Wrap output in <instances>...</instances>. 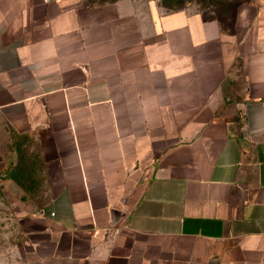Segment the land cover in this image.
Returning a JSON list of instances; mask_svg holds the SVG:
<instances>
[{
  "label": "crops",
  "instance_id": "crops-1",
  "mask_svg": "<svg viewBox=\"0 0 264 264\" xmlns=\"http://www.w3.org/2000/svg\"><path fill=\"white\" fill-rule=\"evenodd\" d=\"M159 2L0 0V124L35 136L49 197L21 220L35 260L264 264V0Z\"/></svg>",
  "mask_w": 264,
  "mask_h": 264
},
{
  "label": "rangeland",
  "instance_id": "rangeland-1",
  "mask_svg": "<svg viewBox=\"0 0 264 264\" xmlns=\"http://www.w3.org/2000/svg\"><path fill=\"white\" fill-rule=\"evenodd\" d=\"M224 0H160L166 9L192 6L204 17L219 13ZM38 142L35 136H21L10 126L0 124V264H68L41 262L30 255L31 244L21 227L23 217L46 205L48 196L40 174ZM17 177L23 193L16 195L8 182Z\"/></svg>",
  "mask_w": 264,
  "mask_h": 264
}]
</instances>
